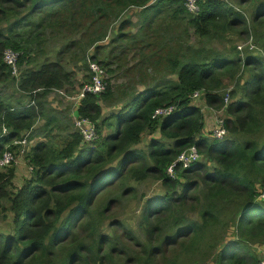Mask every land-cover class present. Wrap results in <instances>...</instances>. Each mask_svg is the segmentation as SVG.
Masks as SVG:
<instances>
[{
	"label": "trees",
	"instance_id": "1",
	"mask_svg": "<svg viewBox=\"0 0 264 264\" xmlns=\"http://www.w3.org/2000/svg\"><path fill=\"white\" fill-rule=\"evenodd\" d=\"M239 1L252 7V27L224 0H202L195 14L183 0H0V159L7 144L34 128L44 114L41 102L53 90L74 88L73 68L61 60L66 55L76 64L82 59L87 71L90 56L105 69L123 68L125 51L99 61L97 54L109 39L108 27L130 8L138 13L136 36L146 40L135 39L143 43L135 68L147 88L132 89V97L128 90L129 103L104 118L115 77L106 69L107 91L86 95L77 108L96 124L93 143L83 145L75 127L55 148L32 130L25 154L32 175L17 187V168L0 167V213L11 218L0 230V264L264 262V0ZM127 24L116 27L114 39L127 37ZM252 34L254 51L208 46ZM55 39L62 47L50 51ZM8 49L19 54V76L4 62ZM9 87L15 105L4 95ZM196 92L201 96L193 99ZM225 106L228 134L217 139L215 121L207 126L205 113ZM168 107L175 109L171 115L153 119L156 110ZM53 122L49 117L43 129L50 133ZM103 127L112 133L103 135ZM145 134L152 137L146 151L137 148ZM192 146L200 161L189 168L177 164L169 175L168 168ZM149 178L160 181L164 192L139 200V234L128 220L106 219L113 200H102L114 184ZM134 191L127 186L121 197L133 202ZM108 223L110 230L102 232Z\"/></svg>",
	"mask_w": 264,
	"mask_h": 264
},
{
	"label": "rangeland",
	"instance_id": "2",
	"mask_svg": "<svg viewBox=\"0 0 264 264\" xmlns=\"http://www.w3.org/2000/svg\"><path fill=\"white\" fill-rule=\"evenodd\" d=\"M226 2H228L231 6H233L235 9L239 10L240 12H242L247 20H248V24L250 27H252V22H253V10L252 7L248 6H244L240 4L239 0H224ZM129 20L130 24H127L123 27V32L126 33L127 37L123 38V40L118 41L115 38V30L118 31V29H116V27H119V25L123 22ZM136 25H139L138 22V13L137 15L135 14V9L130 8L126 13L123 14V16H121V18L113 23L112 25H110L108 27V32L109 33V39L105 40L103 42L100 43V45L102 46L99 53L97 54V58L98 61L99 60H106L109 56L111 52H115V54H119L120 51H125L122 59H124L126 56V61L125 63H123V68L120 65H114L111 68L106 67L107 70H110L109 75H114V81H113V93L114 95L111 96L109 98V100L107 102L103 103L104 106V113H103V117H110L112 114H115V109L119 108V106L122 107L123 104H127L130 101V97H132L133 94H135V92H132V89H137L140 92L144 91L145 87H143L142 85L139 84V79H138V71L135 68V66L138 64L140 58L142 56H140V51L137 50L138 48L141 50V47L143 45V43L140 42H135V39L138 40H142V41H146L143 38L137 37L136 33L139 29V26L136 27ZM110 31V32H109ZM185 31V29H183V32ZM193 33L192 30H190V33ZM254 31H252L253 33ZM264 33V32H263ZM171 32H169L168 38L171 36ZM194 35V34H193ZM251 36V37H250ZM137 37V38H134ZM250 37V38H249ZM252 38V39H251ZM194 43L198 42V39L194 38L193 39ZM254 42H256V39L254 37V35H242V37H239L237 35H233L230 36V42H211L210 44H208L209 47H213L215 50H222L225 47H228L230 45H235V46H239L242 45L245 49H248L250 47L251 44H253ZM257 46H259L257 44ZM61 43L58 39H55L51 42L50 45H48V49L50 51H52V48L55 49H60ZM93 50V48H91L88 52L91 53ZM142 51V50H141ZM94 55V54H93ZM51 57H53V54L50 55ZM62 60V63L65 64L69 69L73 68V75H74V82H75V86L74 88H72L71 90H68L69 92H67L69 95L74 94L76 92L77 89H75L77 86H80V84H82L84 81L86 82V78L84 79V77L87 75H89V71H87L81 63L80 60L78 63L76 64L74 62L71 61V55H66ZM72 63V65H71ZM120 64V62H119ZM152 75V73H150ZM20 75V73H18V76ZM109 75L107 74V76L109 77ZM227 84L230 85V82H228ZM228 85V87H229ZM78 88V87H77ZM229 89H233L232 87ZM74 90V91H72ZM129 90V94L130 97L127 95V91ZM4 95L6 96L5 98H7L12 104H17V99H15L14 97L10 96L11 94L14 93V89L12 87L7 88L6 90H3ZM133 93V94H132ZM52 95L54 96V101L52 103H56L57 106L56 108H63L62 112L60 113V115L63 116V118H60V125L59 127L61 128L60 131L57 130L56 128H58V125H55V121L52 123V125L50 126L51 132H46L44 128V126L41 127H37L35 128V133L36 135L39 137L40 135L42 137H46L47 139V143L55 148H61L60 146H62L65 143V140L70 139V131H76L75 126H74V118H71L70 115V110L72 112V101H67L65 99V97L63 95H61L58 92H53ZM50 96V95H49ZM52 97V96H51ZM124 105V106H125ZM74 106V105H73ZM56 111H59L58 109H56ZM53 112H55V109L53 110ZM222 115L225 116V111L223 112L222 110ZM52 115V113L50 114H46V119L48 121V118ZM37 121V120H36ZM113 123H115V120L112 119L111 120ZM36 124V122H35ZM37 126H40V122L37 124ZM56 131L55 137L52 135V132ZM46 133L48 135H46ZM112 133V128L111 127H107L104 128L102 130V134L103 135H107ZM205 134V133H204ZM155 136L157 138H160V135H156ZM152 137L148 136V134L144 135L143 138V142L141 143V145H139L137 148L146 151L147 150V145H148V141L151 140ZM42 139V138H41ZM83 143V142H82ZM83 145L88 146L87 144L83 143ZM26 156V155H25ZM25 156L20 158V162L17 166H15L17 168V171L19 172L18 175L15 178V185L17 187L22 186L26 179L29 178L30 175H32V173L30 172L29 168H28V164L25 161ZM21 181V182H20ZM127 181H125L126 184ZM123 183L119 182L114 184L111 187V192L107 195H105V197L103 198L102 202L105 205V202H107L108 200H113V203L111 201V211L108 213V215L106 216V219L111 218L113 216H115V218H120L121 220L125 219L128 220L129 222L124 221L127 225H132L134 227V230L139 234V229H138V224L140 221V203L139 200H142V196L147 194L148 196H155V195H159L161 193L164 192V188L161 185L160 181H156L153 178H149L145 181L142 182H135V181H129L126 185H123ZM15 186V187H16ZM127 186L133 187L135 189V191L133 193L136 194V200H134L132 202V200L130 199L129 196L127 197H121V191L126 188ZM107 190V188H106ZM114 198L117 199H121L120 201H118L117 203L114 204L115 200ZM102 203V204H103ZM98 204V201H96L94 203L93 208L95 209L96 205ZM114 204V205H113ZM4 215H2L0 213V230H6L9 225H10V221L11 218L6 219L5 217H3ZM110 230L109 227V223L107 225H103L101 227V231L102 232H108ZM143 240V238H142ZM262 254V252H261ZM212 264V263H209Z\"/></svg>",
	"mask_w": 264,
	"mask_h": 264
},
{
	"label": "built area",
	"instance_id": "3",
	"mask_svg": "<svg viewBox=\"0 0 264 264\" xmlns=\"http://www.w3.org/2000/svg\"><path fill=\"white\" fill-rule=\"evenodd\" d=\"M185 3V7L187 8L188 12L195 14L200 10V2L202 0H183ZM252 39V38H251ZM243 46L239 45L238 49L243 50ZM249 50L254 51L256 47L254 44H251ZM18 60L19 54L14 52L11 49H8L4 53V62L7 64L11 69L13 75H18ZM88 70L91 79L88 82L83 83L81 88H78L74 94L69 95L67 90H55V92L60 93L65 97L66 100L72 101L74 104V110L77 113L76 109L80 106L81 101L86 97L88 94L92 95H101L107 91V70L99 64L97 61H93L91 56L88 57ZM231 90H228L230 92ZM200 93L196 92L193 95V99H197L200 97ZM225 105L227 106L230 103L231 97L228 93L225 96ZM35 102H32L34 105ZM226 106L222 109L223 112L226 110ZM174 107L168 108H161L156 110L153 115V119H160L165 118L171 115L174 112ZM222 110L218 111L216 109H210L213 119L215 121L216 127L213 130V135L217 139H223L227 134V129L224 125L225 116L222 115ZM74 125L80 135L83 138V142L85 144H91L98 138L97 127L96 124L90 120L89 118L80 117L79 114H75L74 116ZM33 130V129H32ZM32 130L28 131L23 138L14 139L12 142L5 146L6 150L0 159V167H9V166H17L20 162V158L25 156L28 153L29 144H32L33 141H29V136H32ZM15 147L12 150V147ZM201 156L196 146H192L189 149L183 151L178 159L168 168V174L173 176L174 175V168L177 164H181L183 168H189L192 164L196 161H200ZM30 169H32L30 167ZM264 199V194L261 196ZM264 264V262L262 263Z\"/></svg>",
	"mask_w": 264,
	"mask_h": 264
},
{
	"label": "crops",
	"instance_id": "4",
	"mask_svg": "<svg viewBox=\"0 0 264 264\" xmlns=\"http://www.w3.org/2000/svg\"><path fill=\"white\" fill-rule=\"evenodd\" d=\"M52 96V97H51ZM54 101V96L52 95V94H50V96H48L46 99H44L41 103H43L42 105H43V108H44V114L41 116L40 115V117L37 119V121H36V124H35V128H37V127H41V126H44L45 124H46V122H47V119H46V114H50V113H52V115L50 116V118H54V121L55 120H57L56 122H55V125H60V118H63V116L62 115H60V113L62 112V110H63V108H56V106H57V104L56 103H52ZM68 101V100H67ZM74 104L72 103V112H71V110H70V113H71V115H70V117L71 118H74V116H75V114H77L76 112H75V110H74V106H73ZM125 104H123L122 106H124ZM121 108V107H120ZM55 109V112H53V110ZM56 109H58L59 111H56ZM117 109H119V108H117ZM115 112H118L116 109H115ZM205 116H206V121L208 122V123H206L207 124V126L209 125V123L212 125V119H213V117H212V114L211 113H209V112H206L205 113ZM40 122V126H37V124ZM60 127H58V128H56V131L57 130H59L60 131ZM207 129V127L205 128V134L206 133H208V130H206ZM35 130V129H34ZM207 135V134H206ZM205 135V136H206Z\"/></svg>",
	"mask_w": 264,
	"mask_h": 264
},
{
	"label": "clouds",
	"instance_id": "5",
	"mask_svg": "<svg viewBox=\"0 0 264 264\" xmlns=\"http://www.w3.org/2000/svg\"><path fill=\"white\" fill-rule=\"evenodd\" d=\"M83 84V83H82ZM78 88H79V86H77ZM75 88V89H78V88ZM55 90H57V89H55ZM55 90H53L50 94H52L53 92H55ZM63 90H65V89H63ZM60 91H62V90H60ZM72 91H74V90H72ZM117 111H119L120 110V108L119 109H116ZM76 111H77V109H76ZM35 129V126H34V128H33V130ZM8 133V131L6 130V131H4V134H7ZM22 137V136H21ZM20 137V138H21Z\"/></svg>",
	"mask_w": 264,
	"mask_h": 264
}]
</instances>
